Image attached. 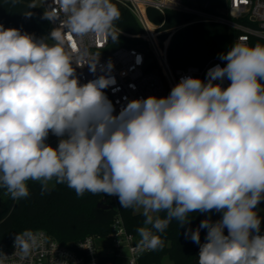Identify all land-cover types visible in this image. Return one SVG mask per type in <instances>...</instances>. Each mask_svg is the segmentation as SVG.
Segmentation results:
<instances>
[{
  "label": "clouds",
  "instance_id": "clouds-1",
  "mask_svg": "<svg viewBox=\"0 0 264 264\" xmlns=\"http://www.w3.org/2000/svg\"><path fill=\"white\" fill-rule=\"evenodd\" d=\"M55 4L43 19L58 26L45 36L0 24V188L15 201L29 197L28 181L41 194L54 181L78 197L116 196L123 209H142L137 246L151 251L164 247L159 234L173 221L183 227L190 214L215 211L219 220L184 232L199 245L198 264H264V44L235 42L205 79L181 77L167 96L130 100L114 114L103 92L114 80L81 83L76 68L95 73L99 59L85 62L72 41H118L119 8L112 0ZM45 242L19 233L13 256L23 261ZM10 258L0 251V264Z\"/></svg>",
  "mask_w": 264,
  "mask_h": 264
},
{
  "label": "built area",
  "instance_id": "built-area-1",
  "mask_svg": "<svg viewBox=\"0 0 264 264\" xmlns=\"http://www.w3.org/2000/svg\"><path fill=\"white\" fill-rule=\"evenodd\" d=\"M112 1L127 8L134 15L140 31L129 33L120 30V35L135 45L126 43L122 38L113 42L111 37L99 34L76 37L72 43L84 53L85 62L99 59L95 73L90 71L89 65L76 68V75L81 83L95 80L101 75H107L114 80V83L103 89L112 102L114 114H118L130 100L167 96L181 77L192 76L203 80L209 68L226 64L219 58H212L204 65H188L179 69L172 67L168 55L170 42L179 29L189 24H222L232 32L233 44L238 42L250 45L251 37L264 40V0H226L227 6L220 13H212L198 7L196 0H189L193 5L184 0ZM37 6L45 11L58 8L55 0H39ZM149 8L160 11L164 15V22H153L148 15ZM167 10L191 14L194 19L189 24L166 28ZM51 25L53 28L57 27L58 21L51 22ZM121 40L125 44L117 45ZM109 61L112 63L111 69L107 68ZM229 83L230 81H225L224 86ZM117 199L116 196L106 194L102 204L113 208ZM33 233L42 235L45 244L33 250L27 259L20 261L18 256H13L16 251L13 240L9 246L0 250L11 257L7 264H148L144 256L153 252L137 246L140 236L130 233L119 215L114 219L108 235H89L73 243L71 247L61 244L44 230Z\"/></svg>",
  "mask_w": 264,
  "mask_h": 264
},
{
  "label": "trees",
  "instance_id": "trees-1",
  "mask_svg": "<svg viewBox=\"0 0 264 264\" xmlns=\"http://www.w3.org/2000/svg\"><path fill=\"white\" fill-rule=\"evenodd\" d=\"M120 10L121 16L116 21L117 28L129 33H138L140 28L134 15L125 7L112 1ZM184 2L192 4L189 0ZM193 5V4H192ZM196 5L212 13H220L227 6L226 0H196ZM44 9L36 5V0H0V24L5 28H19L23 32L35 34L37 38L47 35L53 28L51 23L43 19ZM31 12V16H25ZM150 19L161 24L164 15L154 9H148ZM194 19L191 14L166 11L165 27L172 28L189 24ZM119 38H122L119 35ZM124 41L135 45L130 40ZM264 44L258 37L250 38V46ZM125 44L122 40L119 44ZM233 45V34L228 27L214 22H197L179 29L173 36L168 55L173 68H184L188 65H201V56L207 60L218 58ZM29 197L19 201L13 200L5 189L0 188V250L9 246L17 234L26 230H44L61 244L71 247L73 243L83 240L89 235L106 236L111 232V225L119 215L130 233L136 234L139 227L144 226V217L133 209H123L119 198L113 208H102V199L106 194L86 192L78 197L66 184L50 185V191L41 194L39 182L28 181ZM264 206L262 201L257 206L258 214ZM163 215V214H161ZM191 223L180 227L173 221L164 233L159 234L164 240V247L146 254L144 260L148 264H162L168 257L173 264H198L199 245L184 235L185 229L197 228L201 221L211 218L213 222L221 218L220 213H192ZM264 224V219H262ZM206 229H201V243L205 241ZM227 234V230H225ZM264 234V233H263Z\"/></svg>",
  "mask_w": 264,
  "mask_h": 264
},
{
  "label": "rangeland",
  "instance_id": "rangeland-1",
  "mask_svg": "<svg viewBox=\"0 0 264 264\" xmlns=\"http://www.w3.org/2000/svg\"><path fill=\"white\" fill-rule=\"evenodd\" d=\"M36 4L38 5L39 4V0H36ZM47 143H49L50 145H52L53 147H56L57 144H58V140H57V137L50 134L48 139H47ZM50 185H55V182H51ZM136 212L138 213H141L142 212V209H136ZM259 215L264 218V206L261 208L260 212H259ZM264 233V224L261 222V234ZM162 264H173V262L168 258H164Z\"/></svg>",
  "mask_w": 264,
  "mask_h": 264
},
{
  "label": "water",
  "instance_id": "water-1",
  "mask_svg": "<svg viewBox=\"0 0 264 264\" xmlns=\"http://www.w3.org/2000/svg\"><path fill=\"white\" fill-rule=\"evenodd\" d=\"M144 49H146L145 47H143ZM207 62V58L205 55H202L201 56V64H205ZM100 207L102 208H112V206H109V205H104V204H100Z\"/></svg>",
  "mask_w": 264,
  "mask_h": 264
}]
</instances>
